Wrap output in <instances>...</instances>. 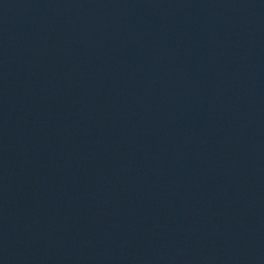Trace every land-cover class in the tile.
<instances>
[{"label":"water","instance_id":"1","mask_svg":"<svg viewBox=\"0 0 264 264\" xmlns=\"http://www.w3.org/2000/svg\"><path fill=\"white\" fill-rule=\"evenodd\" d=\"M0 264H264V0H0Z\"/></svg>","mask_w":264,"mask_h":264}]
</instances>
